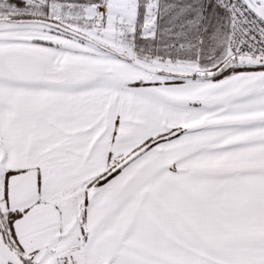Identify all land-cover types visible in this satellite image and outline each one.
Listing matches in <instances>:
<instances>
[{
    "label": "snow or ice",
    "instance_id": "obj_1",
    "mask_svg": "<svg viewBox=\"0 0 264 264\" xmlns=\"http://www.w3.org/2000/svg\"><path fill=\"white\" fill-rule=\"evenodd\" d=\"M0 264H264V0H0Z\"/></svg>",
    "mask_w": 264,
    "mask_h": 264
}]
</instances>
